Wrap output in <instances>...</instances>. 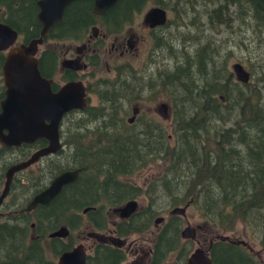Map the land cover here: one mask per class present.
<instances>
[{
  "label": "trees",
  "instance_id": "1",
  "mask_svg": "<svg viewBox=\"0 0 264 264\" xmlns=\"http://www.w3.org/2000/svg\"><path fill=\"white\" fill-rule=\"evenodd\" d=\"M178 2L118 0L103 16L110 19L99 22L92 12L93 0H76L65 9L62 22L49 31L46 40H80L98 23L106 34H114L130 25L133 15L147 4L175 12ZM223 4L218 10L236 6L256 26L264 27V0H223ZM38 12L37 0H0V23L15 30L25 42L39 37ZM202 51L203 48L200 55L204 56ZM189 61L158 75L173 106L170 139L156 123L140 121L135 132V123L129 125L124 119L126 110L122 106L135 102V91L140 93L145 83L143 76L136 77L132 71L118 68L113 81L99 80L94 89L89 86L88 92L97 94L101 107H92L88 102L83 111H72L63 117V149L37 165L39 176L27 174L29 188L24 187L21 199L13 201L17 205L15 210L22 209L25 218L5 224V251L14 258L18 256L24 237L32 231L30 223L35 224L33 231L39 228L46 233L61 225L76 231L84 218L86 223L101 227L99 223L109 209L141 195L150 199L145 210L151 219L159 215L155 206L158 198L167 197L168 206L173 208L193 198L191 204L198 206L207 224L226 233L242 222L256 230L264 246V102L258 93L264 89V73L257 77L256 84H240L233 74L225 76L221 68L209 75L206 60L199 55L195 62ZM55 67L54 54L44 48L41 75L52 77ZM192 69L202 78L199 85L193 79ZM217 123H230L232 127L221 129ZM45 144V140H38L29 147L31 151H26V158ZM158 161L164 164L162 173L145 190L122 180ZM75 169L81 170L78 180L65 186L50 206L25 214L23 209L32 195L42 191L59 173ZM85 209L87 212L82 214ZM70 213L72 219L67 221ZM177 220L178 217L171 219L175 228L170 230L171 234L178 227ZM164 247H157L158 263L169 250ZM31 249L35 247L26 248V253ZM210 257L212 264H257L242 245L219 240L210 248Z\"/></svg>",
  "mask_w": 264,
  "mask_h": 264
},
{
  "label": "rangeland",
  "instance_id": "2",
  "mask_svg": "<svg viewBox=\"0 0 264 264\" xmlns=\"http://www.w3.org/2000/svg\"><path fill=\"white\" fill-rule=\"evenodd\" d=\"M178 3L175 12L165 10L169 22L167 27L153 31L154 33L143 25L144 14L155 6L153 3L147 4L140 13L133 16L132 23L124 28V31L129 29V32L133 35L131 40L134 39L135 41L134 52L128 53L122 58L118 55L114 58L110 53L105 52L109 47L107 42L104 51L100 54L101 63L88 66L83 72L85 75L82 79L86 86H91L94 89L99 80L113 81L116 78L117 71L115 70L117 67L123 72L132 71V74L136 77L143 76L145 83L140 93L135 91V102L122 106L126 110L124 119L127 121L131 117L132 108L135 107L139 111L140 119L163 127L166 136H171L170 132L174 127L173 121H171L173 106L169 101L168 93L161 87L163 81L158 76L159 73L172 72L175 67L183 66L188 59L195 62L196 55L207 61L208 64L205 61L206 71L211 76L217 72L215 69L221 68L225 76L231 73L234 80L238 82L232 69V66L236 63L241 64L249 73L248 83L250 84H256L257 77L264 73V27L256 26V23L250 20L247 14L244 16L241 13L243 9L240 10L236 6H227V10L225 8L218 10L219 5H224L223 0H179ZM171 6L175 7V5ZM214 10H217V13H214ZM243 13L245 12L243 11ZM153 35L160 38V40L157 42ZM71 44L64 42V44L58 46V49L62 47L65 51ZM202 48L204 56L200 55ZM193 69L191 70L193 79L199 85L202 78ZM122 74L124 75V73ZM57 81L62 84L59 80ZM149 85L151 89L148 87ZM260 85L258 83L259 87ZM135 89H138L137 85ZM250 89L251 87L247 90ZM258 93L260 99L262 98L264 102V89L258 90ZM88 96L92 107H101L96 93L88 92ZM257 97L256 93L255 98ZM163 103L169 106L170 119L168 121L162 118L161 113H156V108ZM139 122L133 124L136 128L133 127L132 131L138 132ZM215 125L222 127L221 129L232 127L230 123L226 125L217 123ZM102 131L106 132L104 129ZM100 133L103 132L100 131ZM163 168L162 161L149 163L146 167L139 169L126 178H122V180L145 190L155 178L161 175ZM30 171L33 177L40 175V169L37 165ZM135 200L139 210H144L150 202V199L145 195H141ZM168 201L167 197H160L155 201L159 215L154 219L163 217L166 221L170 216L169 212L173 207L168 206ZM177 207H183V205ZM177 217L178 221L176 222L180 230L184 231L187 223H189L194 235L201 243L203 242L201 238L208 240V238H214L218 235L228 236L235 241L242 240L248 246L246 254L254 258L257 264H264V246L261 245V236L256 230L242 222L236 223L234 229L230 232H221L212 227L211 224H207L202 219L198 206L192 204L186 209L184 217ZM165 221L157 224L153 231L160 230ZM85 225L86 220L84 218V223H82L79 231H89ZM185 246L192 252L196 248L205 249L207 244L202 243L198 247L194 240H190V243H186ZM174 257V255H171L167 263L171 264L175 260ZM5 259H7V256Z\"/></svg>",
  "mask_w": 264,
  "mask_h": 264
},
{
  "label": "flooded vegetation",
  "instance_id": "3",
  "mask_svg": "<svg viewBox=\"0 0 264 264\" xmlns=\"http://www.w3.org/2000/svg\"><path fill=\"white\" fill-rule=\"evenodd\" d=\"M109 10L101 15H96L97 21L101 22L102 20L105 22L107 21V18L110 19V17L108 16L103 17ZM167 22L168 17L165 25L163 26L149 28L147 25H143L145 27H148V29L152 33H154L153 31L167 27ZM124 30L125 29H122L114 34H106L100 23H98L96 26H93L89 30V33H87L83 39L70 41L69 43L72 44L65 51H63L62 47L58 49V46H61V44H64V42H58L56 40H46V37L48 35L47 34L43 38V44L38 49L37 58L39 60V66L41 52L44 48L48 47L56 58V67L54 75L52 77L41 76L47 80L52 81L51 89L53 92H57L59 88L67 82L81 81L86 87L87 100L89 102V86H86L82 81L85 75L83 72L87 69L88 66H93L95 64L98 65L101 63L102 59L100 58V54L102 53V51H104L106 43L108 42L109 47L105 50V52L110 53L114 58L117 55L118 57L122 58L128 53H133L135 50V41L134 39L133 41L131 40L133 38V35L129 32V29L127 31ZM153 37L157 42L160 40V38L154 35ZM28 42H25L24 39L17 33V39L13 47H18L22 44H27ZM11 48L7 49L6 51H0V112L1 102L5 98V79L3 76V65L5 62V57L11 50ZM57 80H59L62 84H60ZM156 113H161L162 118L166 121L170 119L169 106L166 112H164V110L161 109L160 106H158L156 108ZM139 116L140 114L138 109L133 107L131 117L128 118L126 122L128 123L129 119L131 118L132 122L128 123L129 125H133L137 121H143ZM167 138L170 139L169 136H167ZM37 141L32 144H20L18 147H3L0 145V197L5 185V175L7 170L13 165L26 161L36 150H33L31 153H29L27 158L26 151H31V148L29 147L33 146ZM46 145L47 142L45 146ZM51 156L54 155L41 158L38 162L31 165L29 168L15 173L11 180L8 195L4 197L0 202V264H57L59 258L64 253L71 252L75 247L79 246L80 248H82V251L85 255V264H169L167 262L168 259H170L169 257L171 255L175 256V260L172 261L171 264H186L189 256L195 251L194 249L192 252H190L189 248L185 246L186 243H190V240H194L198 247H200L202 243L207 244V247L204 250L207 249L208 255L210 257V248L212 247L214 242L218 241V239L216 238L222 236L218 235L214 238L210 237L208 238V240L206 238H201L203 240V242L201 243L197 239L196 235H194V232L192 231V228H190L189 223H187L186 227V229H188L189 238L182 237L183 231L180 230V227H177L176 231H172L171 234L170 230L175 229L173 227L171 219L179 215H170L166 219V221L162 217L161 222L165 221V224L160 230L157 229L156 231H153V228L161 222L156 223V220L158 218L154 220L149 218L145 210L146 208H144V210H139L137 205L135 211L125 219L120 218L118 214L113 212L115 208L110 209V211L105 214V218L102 219L103 222L99 223L101 224V227L99 225L98 227H96L95 223H86L85 227L89 229V231L87 232L79 231L80 227L76 231H71L65 225H61L60 227L49 233H46L39 228H37V231L35 232L33 231L35 228V224L30 223V228L32 229V231L28 232L24 237L23 242L18 249V256L14 258L11 255V252L5 251V224L9 221H12L13 219H15L14 221H22L25 217L24 214H21L22 209L15 210L17 205L13 201L16 200L17 202L21 199L20 197L22 196V190H24V187L28 186V182L25 178L27 177V174H31L30 170L36 165H39L38 163H41L44 159L50 158ZM50 182L51 181H49L45 188L48 187ZM29 186L27 188H29ZM45 188H43L42 190H44ZM37 194L32 195L29 203ZM127 202H125L124 204H126ZM29 203H27L26 208L23 209L25 214H29L39 207H48L51 205V203L48 206L38 205L34 209L28 211L27 207ZM184 206L185 205H183V207ZM110 213L113 215H111ZM68 216L69 217H67V221H70V219H72L70 218L72 217V214L70 213ZM102 223H104V225ZM61 228H66L67 233L65 235H61L59 237H50L52 233L57 232ZM199 229H201V227H199ZM191 233L193 234L191 235ZM229 240L232 242L235 241L230 239V237ZM163 245L169 250L165 252V254L163 255L164 258L158 263V260L156 259L158 255L157 247ZM32 246H34L35 249H31L27 254L26 248L28 250ZM242 247L248 249L247 244L246 246L242 245ZM6 256L7 259H5Z\"/></svg>",
  "mask_w": 264,
  "mask_h": 264
},
{
  "label": "water",
  "instance_id": "4",
  "mask_svg": "<svg viewBox=\"0 0 264 264\" xmlns=\"http://www.w3.org/2000/svg\"><path fill=\"white\" fill-rule=\"evenodd\" d=\"M76 0H37L39 12L37 19L41 24L40 36L27 44L13 47L17 33L7 24L0 23V51L11 48L5 57L3 76L5 79V98L1 102L0 112V145L3 147H18L20 144H32L37 140H45L47 145L36 150L26 161L9 167L5 175V185L0 202L9 193L12 177L15 173L29 168L41 158L55 155L62 149L60 124L63 117L72 111H83L88 103L86 87L81 81H70L59 88L57 92L51 89V80L41 76L37 53L43 44V38L56 24L63 20L65 9ZM118 0H93L92 12L101 15L109 10ZM166 11L160 7L150 8L144 15L143 24L149 28L165 25ZM238 82L247 84L249 73L236 63L232 66ZM164 112L168 105H159ZM132 122V118L128 123ZM81 170H67L55 176L47 188L39 192L29 203L27 210L36 206H48L62 189L76 182ZM193 199L184 207H176L170 215L185 216L186 209ZM137 203L132 200L113 210L120 218H128L136 209ZM87 209L83 211L85 213ZM162 221L158 218L156 223ZM67 233L61 228L50 237H59ZM183 238H189L188 229L183 231ZM216 239L246 246L242 240L230 241L228 236ZM57 264H85L82 248L75 247L71 252L64 253ZM186 264H212L207 249L197 248L189 256Z\"/></svg>",
  "mask_w": 264,
  "mask_h": 264
}]
</instances>
